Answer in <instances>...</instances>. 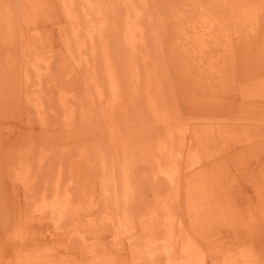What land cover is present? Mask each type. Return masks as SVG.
Returning a JSON list of instances; mask_svg holds the SVG:
<instances>
[{
	"label": "rangeland",
	"instance_id": "1",
	"mask_svg": "<svg viewBox=\"0 0 264 264\" xmlns=\"http://www.w3.org/2000/svg\"><path fill=\"white\" fill-rule=\"evenodd\" d=\"M94 2L107 11L104 40L124 77L116 136L107 131L104 102L90 100L87 69L70 72L67 1L0 0V264H167L160 240L148 242L167 211L181 219V264H264V129L247 122L264 118V97L243 92L264 87V0H150L147 51L165 95L185 116L252 128L183 170L179 196L158 173L151 138L158 130L142 91H133L123 22L112 10L119 2ZM96 67L101 78L100 59ZM56 193L69 200L62 216L45 206Z\"/></svg>",
	"mask_w": 264,
	"mask_h": 264
},
{
	"label": "bare ground",
	"instance_id": "2",
	"mask_svg": "<svg viewBox=\"0 0 264 264\" xmlns=\"http://www.w3.org/2000/svg\"><path fill=\"white\" fill-rule=\"evenodd\" d=\"M65 1H67L66 12L69 14L71 20L70 29L72 30L71 37L68 34L65 35L67 40V44H65L68 48L71 63L75 67L70 69V72H75L79 67L87 69L88 76L85 86L89 90H91V85L93 88V95H91L90 100L98 99L101 103L104 102V108L110 111V115L106 118L107 131L111 136L119 135L118 131L120 129L116 117H114V110L117 109V105L121 102L125 92L122 84L124 77L119 74V66L118 63L116 64L117 60L116 62L114 61L112 50L104 40L102 30L107 27L106 21L109 18L107 11L101 5H96L94 0H81L85 2L80 4V10L86 17V20H84L86 23L84 24L78 21L80 16L77 14L76 9L77 0ZM118 2V7H112V10L119 14L116 16L123 22L122 36L124 43L129 49L126 61L130 80H134L133 84H135L133 85V91L137 92V94L140 90L142 91L141 93L146 98V103L152 116L151 128H157L158 130L154 133L155 136L151 137L155 140L153 147L158 154L157 156H159L157 160L158 166L162 164L158 169V173L168 180L172 192L179 196L181 194V185L178 179L183 170L197 168L198 164L210 159L219 153L220 150L229 148L233 140H243L245 136L251 133L250 129L252 128H247L243 123L237 125V123L235 124L230 120L195 119L185 116L175 103L176 101L171 102L169 97L165 95L164 81L156 68L158 63L154 62V60L151 64L153 59L150 61V54L147 50L151 44L148 37L151 34L149 32L155 30L153 28L154 20L151 17L150 0H118ZM93 13L99 15L98 20L94 18ZM155 38H157V35ZM71 41L75 42L74 50L71 46ZM88 55H91L92 59ZM49 59L47 57L46 71L51 69L52 59ZM95 59L97 62L94 63ZM98 59H100L103 66L101 78L96 67ZM141 67H143L144 73ZM142 81L144 84L141 89L138 83ZM243 92L249 99H255L259 96L264 97L263 86L256 85L246 88ZM65 95L64 93L63 97ZM32 101L37 106L38 111H40L42 107L40 100L35 98ZM61 101H64L63 98ZM75 113L74 106H69L65 123V131L68 135L73 134L75 131ZM247 122H255L250 124L259 131L264 129V118ZM64 149L66 148L64 147ZM171 195V192H167L162 201V208L166 211L168 210L167 207L171 200ZM45 206L51 211H57L60 213L58 215L62 216L69 206V200L66 199L65 202H62L59 194L56 193L51 200L46 201ZM180 224V216L174 213L170 215L167 211L165 222L161 229L162 235L161 233L155 234L148 241L150 246L161 243L163 246L162 250L166 252L165 261H167V264H181V262H178V257L181 256L179 252L182 253L185 250L177 231V227ZM158 240L160 241L157 242ZM190 264H199V262L193 261ZM246 264H250V262L247 261Z\"/></svg>",
	"mask_w": 264,
	"mask_h": 264
}]
</instances>
